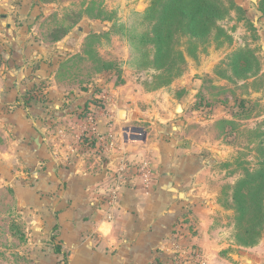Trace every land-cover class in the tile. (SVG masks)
<instances>
[{
	"label": "crops",
	"instance_id": "1",
	"mask_svg": "<svg viewBox=\"0 0 264 264\" xmlns=\"http://www.w3.org/2000/svg\"><path fill=\"white\" fill-rule=\"evenodd\" d=\"M65 6L0 0V264H199L183 255L193 244L215 264L195 205L204 164L181 127L198 80L148 90L122 61L123 82L112 70L71 81L109 22ZM197 215L191 233L181 219ZM243 259L264 264V246Z\"/></svg>",
	"mask_w": 264,
	"mask_h": 264
},
{
	"label": "rangeland",
	"instance_id": "2",
	"mask_svg": "<svg viewBox=\"0 0 264 264\" xmlns=\"http://www.w3.org/2000/svg\"><path fill=\"white\" fill-rule=\"evenodd\" d=\"M65 8L109 22L71 63V81L112 70L123 82L122 61L148 90L198 80L192 119L181 123L204 164L195 205L205 209L215 264H249L243 255L264 246V0H74ZM181 221L191 233L201 226L198 215Z\"/></svg>",
	"mask_w": 264,
	"mask_h": 264
},
{
	"label": "built area",
	"instance_id": "3",
	"mask_svg": "<svg viewBox=\"0 0 264 264\" xmlns=\"http://www.w3.org/2000/svg\"><path fill=\"white\" fill-rule=\"evenodd\" d=\"M194 255L197 256V259H199V264H208L207 260L200 253V251L198 253H195ZM179 263L184 264V262L182 261V258H177L174 264H179Z\"/></svg>",
	"mask_w": 264,
	"mask_h": 264
},
{
	"label": "trees",
	"instance_id": "4",
	"mask_svg": "<svg viewBox=\"0 0 264 264\" xmlns=\"http://www.w3.org/2000/svg\"><path fill=\"white\" fill-rule=\"evenodd\" d=\"M203 2H204V0H203ZM195 15V14H194Z\"/></svg>",
	"mask_w": 264,
	"mask_h": 264
}]
</instances>
